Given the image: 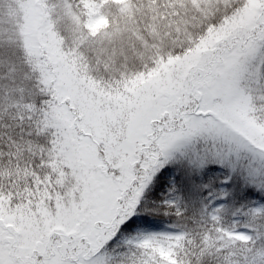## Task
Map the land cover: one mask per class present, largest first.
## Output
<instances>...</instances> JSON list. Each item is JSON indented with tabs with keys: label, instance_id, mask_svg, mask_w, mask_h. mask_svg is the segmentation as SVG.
<instances>
[{
	"label": "snow or ice",
	"instance_id": "obj_1",
	"mask_svg": "<svg viewBox=\"0 0 264 264\" xmlns=\"http://www.w3.org/2000/svg\"><path fill=\"white\" fill-rule=\"evenodd\" d=\"M0 264H264V0H0Z\"/></svg>",
	"mask_w": 264,
	"mask_h": 264
}]
</instances>
